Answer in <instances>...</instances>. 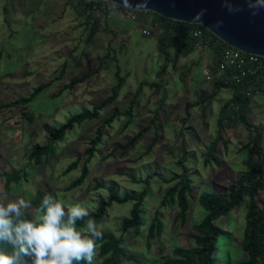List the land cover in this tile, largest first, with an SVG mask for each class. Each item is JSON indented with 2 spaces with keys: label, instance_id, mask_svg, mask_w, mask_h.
I'll use <instances>...</instances> for the list:
<instances>
[{
  "label": "rangeland",
  "instance_id": "obj_1",
  "mask_svg": "<svg viewBox=\"0 0 264 264\" xmlns=\"http://www.w3.org/2000/svg\"><path fill=\"white\" fill-rule=\"evenodd\" d=\"M146 12L111 9L102 17V25L109 32L99 28L87 42L90 21L86 23V16L76 9L74 0H0V188L7 196L5 204L18 199L32 203L36 191L45 188L65 208L79 205L88 212L94 211L99 199H106L105 186H112L119 196L145 189L144 224L137 235L131 230L121 235L119 230L121 221L129 215L131 201L111 203L96 225L103 234L121 235L126 252L141 264H160L172 255L174 246L192 245L188 232L204 214L200 193L225 191L233 179L252 166L254 155L249 147L241 148L250 141L251 128L233 115L229 116L231 120L217 124L219 109L231 91L221 88L211 95L213 80L203 76L213 55L207 46L196 47L185 55L169 48L168 65L161 76L157 75L164 56L156 49V29H151L152 19ZM142 29L152 30L153 34L143 35ZM109 46V56L104 58ZM116 66L123 80L116 98L97 110L96 117L74 125L60 141L52 142L43 126L57 127L70 115L99 103L116 82ZM84 74L87 76L82 82L63 87ZM212 76L214 79V73ZM160 80L159 89L147 84ZM41 83L46 86L31 101L20 102ZM162 90L165 100L161 102ZM134 93L137 95L127 112ZM9 101L17 103L1 107ZM112 112L116 114L107 124ZM247 118L260 129L264 151V93L251 97ZM151 120L149 129L123 150L122 146ZM99 126L101 141L87 163L84 180L65 190L78 177L85 156L68 172H64L66 166L76 154L84 153ZM218 134L215 150L210 153ZM49 141L54 143L53 154L32 164L28 159L31 149ZM182 141L186 151L183 163L191 180L183 223L175 219V202L161 204L165 190L172 184L162 178L168 180L180 172L177 160ZM21 170L26 176L9 184L6 191L3 174ZM151 174L145 185L141 180ZM95 183L103 187L96 188ZM260 197L264 199L263 194ZM25 211L36 220L42 217L32 207L21 209ZM155 211L162 230L156 237H147L146 227ZM244 213L240 205L215 220L217 227L229 234L225 243L221 244L220 239L226 234L218 240L227 252V264L245 258L239 246ZM98 262L96 252L94 264Z\"/></svg>",
  "mask_w": 264,
  "mask_h": 264
},
{
  "label": "trees",
  "instance_id": "obj_2",
  "mask_svg": "<svg viewBox=\"0 0 264 264\" xmlns=\"http://www.w3.org/2000/svg\"><path fill=\"white\" fill-rule=\"evenodd\" d=\"M21 1V0H20ZM72 1V0H66ZM76 9H79L81 13L86 16L87 25L85 40L88 42L92 39L94 34L99 30L106 32L109 30L102 25V17H104L111 9L116 8L125 12L127 9L113 5L109 2H85L74 1ZM151 16V29H156V49L159 54L164 56V62L159 67L157 72L158 76L164 73L169 62V48L177 51L178 53L185 55L190 53L194 48L198 46L209 47L213 55L216 56L222 42L216 37L211 35L208 31L201 29L203 37L195 39L188 34V29L191 27H199L194 24H187L178 21H172L164 19L153 13L146 12ZM101 21V23H100ZM157 24V27L154 25ZM152 33V30L150 31ZM219 44V45H217ZM109 48L104 58L109 56ZM209 69L214 73L216 69L214 63L209 65ZM118 68L115 67L116 82L111 86L109 94L103 98L99 103L92 106L90 110H82L78 113L70 115L66 120L57 127L44 125L43 129L49 135L50 140L53 142L60 141L67 130L72 129L74 125H79L84 120L92 119L97 116V110L110 104L117 96L118 90L123 80L118 76ZM87 75H81L78 78H73L68 81L63 87L71 88L73 85L80 83ZM226 74H221L213 79V92L212 96L221 88H228L231 91V96L224 101L221 105L217 117V124L220 126L224 119L231 120L232 115L239 122L243 123L248 128L252 129V137L249 142L241 146L245 149L249 147L254 155V161L250 168L242 172L237 178L233 179L223 192H202L200 193V204L204 210L202 218L192 224L191 230L188 232V236L192 239V245L189 247L174 246L169 257H165L160 261V264H227V252L221 249V245H218L220 235L226 234L223 239H220L221 244L228 240V233H224L215 224V220L220 216H226L232 209L242 205L244 207V227L242 231V239L240 241V249L244 251L245 258L236 262V264H264V199L260 195H264V151L261 145V131L259 128L253 126L248 118L247 113L249 111V104L251 97H247L243 93V86L241 84H235L229 80H225ZM161 79V78H160ZM162 80V79H161ZM161 80L159 82L151 81L147 82L148 86L156 87L159 89L162 86ZM46 84L41 83L35 86V88L24 97L20 102L27 103L41 90L44 89ZM136 93L133 94L128 103V111L131 109L135 100ZM165 100V91H161L160 101ZM17 101H9L1 105V107H9ZM116 112H112L107 117L106 123L108 124L113 120ZM26 115V112H24ZM231 116V118L229 117ZM140 128L130 140H128L122 149L132 145L140 135L149 129L150 123ZM102 127H97L95 135L89 139V146L85 148L83 154H76V158L69 163L64 172L75 168L82 156L80 173L77 178L70 181L64 189L69 190L82 183L85 175L87 174V163L93 156L96 150V145L101 141ZM220 138V135L212 141L210 145V153L215 150V146ZM51 141L46 142L41 146H36L28 154V159L32 164H39L43 158H47L53 154L54 148ZM185 144L181 142V157L177 160V165L180 168V172L171 176L168 180L162 178L163 181L171 182L169 188H167L162 196L161 204L176 203L177 212L175 219H179L181 223L185 220V214L187 211V195L191 190V180L188 177L187 169L184 165L185 160ZM209 156H212L211 154ZM26 172L23 170L17 172H11L3 174L4 176V188L9 190V184H16L18 181L26 176ZM142 179L141 181L147 185L149 177ZM96 188L103 187L100 183H95ZM107 190L106 199H99L94 211L89 212V217H85L83 220L76 222V229L80 231L88 219H93L95 223L99 222L105 213L106 208L113 202L123 203L131 201V208L129 215L121 221L119 226L120 234L132 231L133 235H137L140 227L144 224L142 218V200L146 195L145 189H142L138 194H122L118 195L116 190L112 186H105ZM48 195L52 197V194L47 189H38L35 196L32 198L31 207L39 211L43 216L44 210L41 209L43 198ZM66 211L71 209L65 208ZM20 219L36 220L28 212H21ZM162 230V223L159 219L158 212L155 211L151 220L146 227L147 237H156ZM87 234V233H85ZM119 235L114 237L111 234H103L102 239L96 240V252L99 258L98 264H122L123 261H133L136 264H141L135 256L126 252L123 244V238ZM227 238V239H226ZM0 251L11 253L14 251L13 246L6 242H0ZM24 260L26 264H32V258L25 256ZM75 264V262H74ZM79 264H86V261H81Z\"/></svg>",
  "mask_w": 264,
  "mask_h": 264
},
{
  "label": "clouds",
  "instance_id": "obj_3",
  "mask_svg": "<svg viewBox=\"0 0 264 264\" xmlns=\"http://www.w3.org/2000/svg\"><path fill=\"white\" fill-rule=\"evenodd\" d=\"M6 194L0 188V242L13 246L14 251H0V264H94L96 240L103 238L93 219H88L84 230L75 227L78 220L89 217V212L79 205L70 211L51 196L43 198V216L39 220L20 219L21 209L31 207V202L18 199L4 203ZM87 233V234H85Z\"/></svg>",
  "mask_w": 264,
  "mask_h": 264
},
{
  "label": "water",
  "instance_id": "obj_4",
  "mask_svg": "<svg viewBox=\"0 0 264 264\" xmlns=\"http://www.w3.org/2000/svg\"><path fill=\"white\" fill-rule=\"evenodd\" d=\"M80 1V0H74ZM109 2L198 25L223 44L264 57V0H82Z\"/></svg>",
  "mask_w": 264,
  "mask_h": 264
},
{
  "label": "built area",
  "instance_id": "obj_5",
  "mask_svg": "<svg viewBox=\"0 0 264 264\" xmlns=\"http://www.w3.org/2000/svg\"><path fill=\"white\" fill-rule=\"evenodd\" d=\"M130 18L132 19L133 15ZM154 26L157 27V24ZM201 29L203 28L200 26L191 27L188 29V34L195 39H200L203 37ZM141 33L143 35H151L149 29H142ZM196 45L199 47L198 44ZM212 62L216 69L214 76L218 77L221 74H226V81L229 80L243 86L245 96L253 97L264 93V57L244 53L222 43L216 56L212 55ZM212 73L206 67L203 73L204 79L213 80Z\"/></svg>",
  "mask_w": 264,
  "mask_h": 264
}]
</instances>
